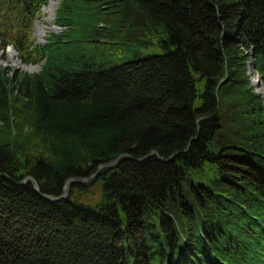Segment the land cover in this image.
I'll list each match as a JSON object with an SVG mask.
<instances>
[{"label": "trees", "instance_id": "16d2710c", "mask_svg": "<svg viewBox=\"0 0 264 264\" xmlns=\"http://www.w3.org/2000/svg\"><path fill=\"white\" fill-rule=\"evenodd\" d=\"M50 1L0 0V48L42 62L0 65V264H264V0H60L39 44ZM106 24L162 52L74 56Z\"/></svg>", "mask_w": 264, "mask_h": 264}, {"label": "rangeland", "instance_id": "374dc122", "mask_svg": "<svg viewBox=\"0 0 264 264\" xmlns=\"http://www.w3.org/2000/svg\"><path fill=\"white\" fill-rule=\"evenodd\" d=\"M47 5L46 11L42 10V16L36 22L34 34L36 36V41L42 42L45 40L48 35L51 33V28L54 21L52 18L53 8H56L55 1ZM38 25L40 27L46 28L44 34L36 33L38 32ZM100 27L103 26L101 23ZM107 29L113 30V33H103V34H94L87 33L82 35V30L84 25H79L77 31L79 33H73L65 37L67 41L71 40L75 42L74 46L71 49V52H76L74 56H84L90 63L101 64L102 67H112L122 63L138 60L144 58L150 54L160 53L162 49L158 46L157 41L159 39L158 35L155 37H147L145 35H136L135 33L130 34L131 28L129 26L117 27L114 28L111 24H106ZM108 31V30H106ZM160 33L164 35L160 29ZM10 55L8 47L0 48V65L3 66H13L12 60L9 61L8 56ZM38 68L33 72L27 71L23 68H18L22 72L27 73H36L40 70L42 62L35 63ZM251 69L253 70V63L251 61ZM33 70V68H32ZM256 75V73L254 72ZM257 76V75H256ZM260 92H263V89L256 86L255 87ZM70 193V188H69ZM79 195L78 192L74 194V198H77ZM100 197V191L98 188L91 190L90 194L83 196L84 200L94 202Z\"/></svg>", "mask_w": 264, "mask_h": 264}, {"label": "water", "instance_id": "95a60500", "mask_svg": "<svg viewBox=\"0 0 264 264\" xmlns=\"http://www.w3.org/2000/svg\"><path fill=\"white\" fill-rule=\"evenodd\" d=\"M56 4H57V5L59 4V0H57ZM56 9H57V8H55V10H54V14H55V12H56ZM52 20L54 21V18H53ZM51 30H52L53 32H58V31L60 30V28H59L58 26H56L55 24H53ZM9 50H12V51H13V53H14V55H15V57H16V60H18L19 63L25 64V65H30V66H33V67L37 66V64H32V63L26 64V63H24V62L19 58V56H18V51L15 49V47H14L13 45H10ZM13 66L16 67L17 69H18V68H21L19 65H16V64H13ZM36 68H38V66H37ZM253 69H254V68H253ZM30 72H31V71H30ZM253 84H254L255 86H258V87H260V88H263V84H262V82H261V79H260L259 77H257V76H254ZM262 95H264V94H262ZM155 154H156V153H151V155H155ZM159 158H160L161 160H164V159L161 158V157H159ZM142 159H143V158H142ZM117 161H118V159H116L112 164H107V163H105V164H101V165L98 167V171H97V173H98L101 169H103V168H105V167H114V166L116 165ZM31 179H32V178H31ZM82 181H84V179L70 178V179L67 180V182H66V184H65V186H64V192H63L62 195H60V196L45 195V196H46L48 199L53 200V201H60V200H63V199H65V198L68 197L70 186H71L73 183H78V182H82ZM34 186H35V188H36L37 190H39V187L37 186V184H34Z\"/></svg>", "mask_w": 264, "mask_h": 264}, {"label": "bare ground", "instance_id": "6f19581e", "mask_svg": "<svg viewBox=\"0 0 264 264\" xmlns=\"http://www.w3.org/2000/svg\"><path fill=\"white\" fill-rule=\"evenodd\" d=\"M55 1V5H56V0H54ZM53 2V1H52ZM51 2V3H52ZM51 5H53V4H51ZM47 9V8H46ZM54 9H55V7L53 8V12H54ZM53 15H54V13H53ZM38 32H36L37 34L38 33H41V34H44L47 30H46V28L44 27L43 28V26L42 27H40V25H38V30H37ZM9 53H10V55L8 56V58H9V61H11L12 60V62H13V64H16V65H19L21 68H23V69H25V70H27V71H31V72H33L35 69H36V67L37 66H35V67H33V66H30V65H25V64H22V63H19L18 62V60H16V57H15V55H14V53H13V51L11 50V51H9ZM32 68H33V70H32ZM250 73L252 74V82H253V80H254V72H253V70L250 68ZM118 162V161H117ZM117 164V163H116ZM116 166V165H115ZM114 166V167H115ZM32 177H29L28 179H26V181H28V180H30ZM31 180H33V178L31 179ZM34 184H37V183H34ZM37 186L39 187V185L37 184ZM38 191H40V188H39V190Z\"/></svg>", "mask_w": 264, "mask_h": 264}]
</instances>
